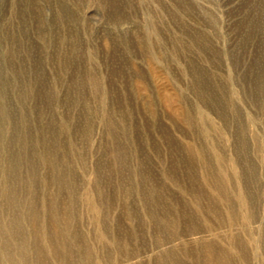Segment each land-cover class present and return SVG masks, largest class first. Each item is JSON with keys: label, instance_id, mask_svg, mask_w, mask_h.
Instances as JSON below:
<instances>
[{"label": "rangeland", "instance_id": "1", "mask_svg": "<svg viewBox=\"0 0 264 264\" xmlns=\"http://www.w3.org/2000/svg\"><path fill=\"white\" fill-rule=\"evenodd\" d=\"M159 2L114 25L100 0H0V262L9 247L39 264L41 246L61 264L58 231L68 264H156L168 249L191 264L198 241L264 264V0ZM157 197L204 229L156 244Z\"/></svg>", "mask_w": 264, "mask_h": 264}, {"label": "bare ground", "instance_id": "2", "mask_svg": "<svg viewBox=\"0 0 264 264\" xmlns=\"http://www.w3.org/2000/svg\"><path fill=\"white\" fill-rule=\"evenodd\" d=\"M74 1V0H73ZM101 2V6L103 8L106 9V11L108 13H110V15H108V20L109 23L114 24V25H119L122 23H126V24H131V21H129L131 19V15L132 13L135 11L137 12L141 7L143 8L144 5L150 4V8L149 11L151 14H154V8L152 7L153 4H161L159 2V0H147L144 2V0H100ZM136 2H144V4L141 6H138V4L135 6ZM173 2H175L176 7L177 6H181L180 2H183V0H173ZM65 3V2H64ZM68 5V4H67ZM84 5V4H83ZM162 5V4H161ZM68 7V6H67ZM62 9H64V7H62ZM70 9V7H69ZM79 9V7H78ZM61 10V9H60ZM73 10V9H72ZM66 11V10H65ZM179 11V10H178ZM74 12V11H73ZM67 13V12H66ZM76 13V12H75ZM92 13V12H91ZM106 13V12H105ZM66 15V14H65ZM69 15V14H68ZM178 17V16H177ZM150 20V18H149ZM154 20H151L150 22L153 23ZM148 22V25L151 26V23ZM149 27V26H148ZM146 43L148 42V37L146 36L145 38H143ZM115 40V39H114ZM141 41V39H140ZM16 72V71H15ZM1 113V112H0ZM6 119V118H5ZM112 141V140H111ZM192 148V147H191ZM67 151V150H66ZM134 152V151H133ZM202 153V151L200 152ZM47 156V155H46ZM49 156V155H48ZM202 159V158H201ZM125 162V161H124ZM41 164V163H40ZM217 177V176H216ZM231 177V176H230ZM229 178V177H228ZM124 179V178H123ZM4 180V179H3ZM225 180V179H224ZM102 181V180H101ZM209 181L213 182V185L221 190V194H223V199L225 201H227V195H225L224 193H222V191L225 188V183L222 180V183L220 181V178L217 179H212L210 178ZM235 185V184H234ZM6 189H9L6 188ZM131 189V188H130ZM195 190V189H194ZM13 191V190H12ZM11 190H6L7 196H11L12 194ZM197 191V190H196ZM193 192V191H192ZM112 193V192H111ZM157 193V192H156ZM205 194V193H204ZM208 194V193H207ZM211 194V193H210ZM158 195V194H157ZM156 195V196H157ZM191 195V194H190ZM6 196V195H5ZM193 196V195H192ZM13 197V196H12ZM147 197V196H146ZM202 197H205L204 195H196V202L199 204H201V200ZM149 198V197H148ZM192 198V197H191ZM208 198V197H207ZM211 198V197H210ZM229 198V197H228ZM153 201H155L154 204L156 208L153 207V210H151L150 212V216L152 221L155 224V228L157 229V232L160 233L159 236H161L160 240L156 241V244H162V242H168L170 240H176L179 236V234H184V233H196V232H201L204 228L200 227L197 223H195V218L192 219L193 215H187L185 213H183L184 211L181 209L183 204L182 202H178L175 207V209L172 207L170 208V206H166V205H160L159 203V199L157 197L156 200H154V198H152ZM213 199V197H212ZM217 199V198H216ZM151 200V199H150ZM209 203L207 206V209L209 211H215L216 210V204L213 203V201H211L209 198ZM218 200V199H217ZM230 200V199H229ZM146 201V200H145ZM8 202V201H6ZM49 202V201H48ZM161 202V201H160ZM9 203V202H8ZM90 203V202H89ZM149 202H147L146 204H148ZM217 203V202H216ZM228 204V201L226 202ZM233 204V203H232ZM13 205V204H12ZM180 205V206H179ZM219 205V204H218ZM16 206V205H15ZM33 206V205H32ZM30 206L31 208V212H30V222H31V226H34L37 222V213L35 212L36 210ZM158 206V207H157ZM201 206V205H200ZM243 206V205H240ZM245 208V206H243ZM158 210H163L162 213H164L162 216L159 215ZM129 211V210H128ZM204 211V210H203ZM130 212V211H129ZM67 216L69 214V212L66 213ZM205 214V213H204ZM221 216V215H220ZM230 218L231 221L234 220V212L230 211ZM57 220V219H56ZM63 220V219H62ZM10 223H11V228H13L15 235L18 237V247H19V255L21 254V260L22 261H26V254L23 252V250L26 247V236L23 232V220L21 216L18 215H13L12 217H10ZM219 221V220H218ZM2 224V223H1ZM182 224H184V227H181ZM229 225V224H228ZM243 225V224H242ZM59 227V226H58ZM111 227V226H110ZM40 229V228H39ZM38 229V230H39ZM63 229V228H62ZM3 230V229H2ZM1 230V231H2ZM12 230V231H13ZM25 230V229H24ZM107 230V229H106ZM49 231V230H48ZM37 232H41L40 230ZM4 233V232H3ZM135 233V232H134ZM53 235L49 234L47 236V241L49 244V248H50V252L51 255L53 256V258H56L61 264H68L69 260L67 258H69V251L66 250L65 246L63 245L62 242V237L59 234L58 231H54L52 233ZM126 234V233H125ZM40 235V234H39ZM127 239H131L133 236V233L131 231H129L127 234ZM204 235V234H203ZM35 236V238H34ZM70 236V235H69ZM74 236V235H73ZM236 236V235H235ZM46 237V236H45ZM185 237V236H184ZM156 238V237H155ZM233 238V237H232ZM238 239V238H237ZM236 239V240H237ZM33 240H41L39 236H37L36 234L33 235ZM68 240V239H67ZM107 240V239H106ZM123 240V239H122ZM235 241V240H234ZM242 241V240H241ZM85 242V241H84ZM106 242V241H105ZM236 242V241H235ZM6 243V242H4ZM97 243V242H96ZM101 243V242H100ZM99 243V244H100ZM113 243V242H112ZM117 243H118V239H117ZM175 243V242H174ZM191 243V242H190ZM2 244V243H1ZM198 246H199V253L197 252H193L194 250L186 249L187 254L191 257V264H233L231 261V258L227 255V253L225 252H219L218 249L214 248V245L212 243H204V242H199L198 241ZM76 245V244H75ZM85 246V245H84ZM101 246V245H100ZM118 246V244H117ZM164 246V245H163ZM193 246V245H192ZM180 247V246H179ZM217 247V246H216ZM41 246L40 247H36L35 248V253L37 256H39V264H48L47 261L44 259L43 255L41 254ZM113 248V247H112ZM121 248V252L122 254H127L126 257L127 258H131L132 254H135V251L133 250H124L123 246L120 245ZM244 248V247H243ZM44 249V248H43ZM59 249L61 250V252L59 251ZM84 249H86V252L89 253V248L85 247ZM103 249V248H102ZM193 249V248H192ZM220 249V248H219ZM245 249V248H244ZM91 250V249H90ZM101 250V249H100ZM182 250V249H181ZM180 250V251H181ZM125 252V253H124ZM101 253V252H100ZM110 254V253H109ZM42 255V256H41ZM82 255V254H81ZM184 255V254H183ZM230 255V254H229ZM1 262L0 264H20L19 261L15 260V256L13 255V250L12 248L9 247H5L2 249L1 252ZM179 256V255H178ZM172 250H165L162 251L160 253H158L155 257H154V261L156 264H185L182 262V260L178 257ZM188 256V257H189ZM111 257V256H110ZM125 257V256H124ZM245 257V256H244ZM109 258V257H108ZM107 258V259H108ZM184 260V259H183ZM105 261V260H104ZM23 262V263H24ZM84 264V263H83Z\"/></svg>", "mask_w": 264, "mask_h": 264}]
</instances>
